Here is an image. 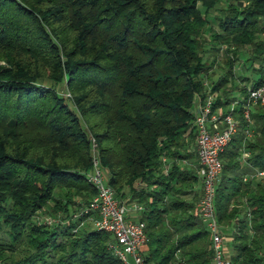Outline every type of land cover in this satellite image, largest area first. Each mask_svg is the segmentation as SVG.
<instances>
[{"label":"trees","instance_id":"16d2710c","mask_svg":"<svg viewBox=\"0 0 264 264\" xmlns=\"http://www.w3.org/2000/svg\"><path fill=\"white\" fill-rule=\"evenodd\" d=\"M248 48L258 85L264 0H0V264H126L84 211L91 132L117 193L144 205L147 263L215 264L193 105L198 91L215 106L247 94ZM238 110L217 213L233 264H264V175L245 180L242 165L248 149L264 169V102L251 119Z\"/></svg>","mask_w":264,"mask_h":264},{"label":"built area","instance_id":"2783aa9c","mask_svg":"<svg viewBox=\"0 0 264 264\" xmlns=\"http://www.w3.org/2000/svg\"><path fill=\"white\" fill-rule=\"evenodd\" d=\"M67 93L71 94L70 91ZM263 102L264 81L258 85L249 84L247 94L229 103L228 110H223V106H215V95L211 92L204 96L198 91L195 96L193 122L197 131L196 144L203 177L200 213L212 232L215 264H233L229 236L224 232L216 206L218 183L224 167L222 152L238 129V108L242 106L246 117L251 119L254 106ZM90 137L93 167L88 176L97 191L84 206V211L92 213L89 217L96 226L114 233L116 239L112 246L126 264H148L145 254L149 239L147 221L141 217L144 205L117 193L105 171L97 136L91 132ZM258 172L264 175V169ZM84 211L82 209L81 213Z\"/></svg>","mask_w":264,"mask_h":264},{"label":"rangeland","instance_id":"374dc122","mask_svg":"<svg viewBox=\"0 0 264 264\" xmlns=\"http://www.w3.org/2000/svg\"><path fill=\"white\" fill-rule=\"evenodd\" d=\"M246 54L245 55H242L241 59H245L247 58L248 54H251L252 53V49L248 48L247 51H245ZM226 49L225 47L222 48V50L219 52V54H217L216 56V53L213 52V53H210L209 56L211 57L210 60H214L215 59V64H214V67L212 68V70H217L215 73H212L213 75V79H218L219 76H220V73H221V70L223 68V63L226 61ZM239 62L237 63V66H236V73L237 74H243V75H252V77H255L257 74L255 73H252V70L250 69V67H244L242 68V65L245 63H247V61L243 62L242 60H238ZM252 60H248V64L250 65L252 62ZM251 66V65H250ZM252 82V81H251ZM251 82H249L251 84ZM236 83L238 84H244V85H249L248 82H243V79H240L239 77L236 78ZM62 89V88H61ZM242 91L239 90V88L235 91V95L237 96H242ZM230 107V104L228 105H225L222 107L223 110H228ZM255 107V106H254ZM105 171L109 174V170L107 169V167H105ZM80 210H77L76 211V216H79L78 213H79ZM43 216V215H42ZM88 220H91V218L87 219ZM0 237H3V238H6V239H9L10 238V235L8 233V231L6 229H0ZM22 248V252H23V244L20 246Z\"/></svg>","mask_w":264,"mask_h":264},{"label":"crops","instance_id":"0c3cea01","mask_svg":"<svg viewBox=\"0 0 264 264\" xmlns=\"http://www.w3.org/2000/svg\"><path fill=\"white\" fill-rule=\"evenodd\" d=\"M247 55V54H246ZM243 62L245 61V59L242 60ZM239 61H237L238 63ZM251 65V66H250ZM248 64V61L247 63L243 64L242 65V68L244 67H250V69L252 70V73H255L257 74L255 77H252V75H243V74H240L241 76H244L243 78L241 76H239L240 79H243V82H253V80L257 79L258 77H260L261 75V71L256 68V66L260 65V62L257 61L255 64ZM237 66V64H236ZM251 82V84H252ZM250 84V83H249ZM249 156H250V151L248 149L244 150L243 151V154H242V165H243V170H245V180H249V179H259L263 176V174H260L258 172V168L252 164H250V160H249ZM198 160L200 161V157L198 156Z\"/></svg>","mask_w":264,"mask_h":264}]
</instances>
